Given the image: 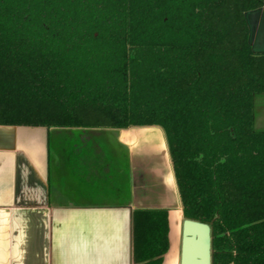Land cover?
I'll return each mask as SVG.
<instances>
[{"label": "trees", "instance_id": "trees-1", "mask_svg": "<svg viewBox=\"0 0 264 264\" xmlns=\"http://www.w3.org/2000/svg\"><path fill=\"white\" fill-rule=\"evenodd\" d=\"M264 0H0V125L156 126L184 219L212 222L213 264H264ZM166 210L132 213L134 264H161Z\"/></svg>", "mask_w": 264, "mask_h": 264}, {"label": "crops", "instance_id": "crops-1", "mask_svg": "<svg viewBox=\"0 0 264 264\" xmlns=\"http://www.w3.org/2000/svg\"><path fill=\"white\" fill-rule=\"evenodd\" d=\"M245 18L252 50L264 52V6ZM253 105L264 131V94ZM137 209L166 210L161 264H179L184 217L161 128L0 125V264H134Z\"/></svg>", "mask_w": 264, "mask_h": 264}, {"label": "water", "instance_id": "water-1", "mask_svg": "<svg viewBox=\"0 0 264 264\" xmlns=\"http://www.w3.org/2000/svg\"><path fill=\"white\" fill-rule=\"evenodd\" d=\"M212 222L184 219L179 264H213Z\"/></svg>", "mask_w": 264, "mask_h": 264}, {"label": "rangeland", "instance_id": "rangeland-1", "mask_svg": "<svg viewBox=\"0 0 264 264\" xmlns=\"http://www.w3.org/2000/svg\"><path fill=\"white\" fill-rule=\"evenodd\" d=\"M56 139H55V137H53L52 139H51V144H52V146H54L56 143ZM116 152H115V154H119L120 156L123 154V152L122 151H119L118 149H116L115 150ZM143 156H145V155H147L146 153H143L142 154ZM144 159H145V157H143ZM151 158H153V159H151ZM150 159L152 160V161H150ZM148 162H149V164H150V166L152 165V163H153V165H158V161H157V159L156 158H154V157H151V156H148Z\"/></svg>", "mask_w": 264, "mask_h": 264}, {"label": "flooded vegetation", "instance_id": "flooded-vegetation-1", "mask_svg": "<svg viewBox=\"0 0 264 264\" xmlns=\"http://www.w3.org/2000/svg\"><path fill=\"white\" fill-rule=\"evenodd\" d=\"M212 227V226H211Z\"/></svg>", "mask_w": 264, "mask_h": 264}]
</instances>
